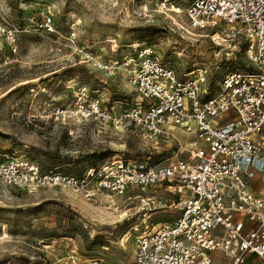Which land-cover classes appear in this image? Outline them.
Instances as JSON below:
<instances>
[{"label": "built area", "instance_id": "built-area-1", "mask_svg": "<svg viewBox=\"0 0 264 264\" xmlns=\"http://www.w3.org/2000/svg\"><path fill=\"white\" fill-rule=\"evenodd\" d=\"M156 5L175 22L185 16L176 22L179 28L243 55V66L226 70L213 91L206 71L180 73L151 46L135 42L129 54L106 61L81 45L75 27L59 30L51 13L38 27L54 36L55 53L68 50L80 63L119 72L130 89L110 103L83 86L73 91L74 106L59 110L57 119L97 122L101 129L140 132L156 142L181 130L189 140L179 142L175 158L152 164L151 155L118 154L76 175L42 171L28 160L0 154V180L28 191L72 188L88 201L98 195L126 198L147 215L176 213L156 227L146 224L136 236L135 264H249L250 255L264 261V192L252 188L255 179L264 180V0H156ZM141 9L152 16L147 4ZM19 32L0 17V37L12 54ZM163 185L165 198L155 190ZM116 206L122 211L125 203ZM68 264L117 263L91 258Z\"/></svg>", "mask_w": 264, "mask_h": 264}, {"label": "rangeland", "instance_id": "rangeland-1", "mask_svg": "<svg viewBox=\"0 0 264 264\" xmlns=\"http://www.w3.org/2000/svg\"><path fill=\"white\" fill-rule=\"evenodd\" d=\"M144 4L151 17L143 14ZM157 8L156 0H0V17L20 30L16 53L9 52L0 37V154L28 160L42 171L76 175L118 154L151 155L152 164L175 158L179 142L189 140L181 130L156 142L140 132L101 129L97 122L57 119L59 110L74 106L73 91L83 86L98 90L110 103L128 96L130 89L119 72L108 74L80 63L68 50L55 53L54 36L38 27L51 13L59 30L67 33L75 27L81 45L106 61L129 54L135 42L151 46L180 73L206 71L213 91L226 70L243 66V55L236 57L231 48L186 32L176 24L185 16L173 15L175 22ZM164 186L155 188L161 198L166 197ZM128 201L105 195L88 201L72 188L28 191L0 180V264H68L91 258L135 264L136 236L146 224L156 227L176 213L158 210L147 215ZM123 203V210L116 211Z\"/></svg>", "mask_w": 264, "mask_h": 264}, {"label": "crops", "instance_id": "crops-1", "mask_svg": "<svg viewBox=\"0 0 264 264\" xmlns=\"http://www.w3.org/2000/svg\"><path fill=\"white\" fill-rule=\"evenodd\" d=\"M252 188L257 193L264 192V180H262L261 178L255 179V181L252 183ZM249 264H264V261L255 255H250Z\"/></svg>", "mask_w": 264, "mask_h": 264}]
</instances>
